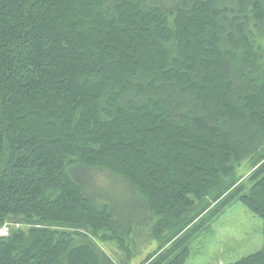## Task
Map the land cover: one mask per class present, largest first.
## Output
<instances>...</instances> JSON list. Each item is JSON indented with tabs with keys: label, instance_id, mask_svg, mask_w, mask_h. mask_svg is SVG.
Listing matches in <instances>:
<instances>
[{
	"label": "trees",
	"instance_id": "trees-1",
	"mask_svg": "<svg viewBox=\"0 0 264 264\" xmlns=\"http://www.w3.org/2000/svg\"><path fill=\"white\" fill-rule=\"evenodd\" d=\"M234 202L264 264V0H0V264H184Z\"/></svg>",
	"mask_w": 264,
	"mask_h": 264
},
{
	"label": "rangeland",
	"instance_id": "rangeland-1",
	"mask_svg": "<svg viewBox=\"0 0 264 264\" xmlns=\"http://www.w3.org/2000/svg\"><path fill=\"white\" fill-rule=\"evenodd\" d=\"M250 167L251 161L245 159L236 168L234 175L241 177ZM95 176L102 179L94 181L95 191L108 198L120 212L119 218L125 219L124 212L129 208L135 209V199L126 189L105 180L107 177L103 171L96 172ZM121 209L125 211H120ZM2 230L6 231L5 228ZM2 230L1 235L4 234ZM140 230L136 227L133 231L135 253L129 264H139L149 252L157 248L159 243L156 239H147ZM191 241L189 257L184 264L232 263L262 248L263 222L240 202H234L210 227L197 232ZM98 245L114 262L119 261L121 254L115 252L117 249L113 244L99 242Z\"/></svg>",
	"mask_w": 264,
	"mask_h": 264
},
{
	"label": "built area",
	"instance_id": "built-area-1",
	"mask_svg": "<svg viewBox=\"0 0 264 264\" xmlns=\"http://www.w3.org/2000/svg\"><path fill=\"white\" fill-rule=\"evenodd\" d=\"M2 233H4V234H5V233H6V231L2 230Z\"/></svg>",
	"mask_w": 264,
	"mask_h": 264
}]
</instances>
